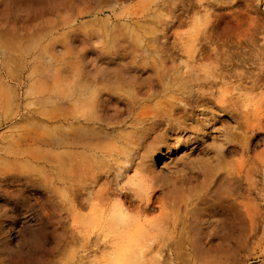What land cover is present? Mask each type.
Segmentation results:
<instances>
[{"label": "rangeland", "instance_id": "374dc122", "mask_svg": "<svg viewBox=\"0 0 264 264\" xmlns=\"http://www.w3.org/2000/svg\"><path fill=\"white\" fill-rule=\"evenodd\" d=\"M153 50L159 51L161 61ZM240 52L252 61L241 63ZM132 54L137 62L180 67L184 79L198 85L216 79L214 97L234 104L237 117L252 118L259 133L249 154L238 151L225 158L228 168L248 171L253 181L251 193L243 190L238 199L233 231L179 246L173 259L171 248L177 246L171 244L177 239L168 240V224L165 231L155 232L154 241H123L114 251L109 193L102 200L109 172L115 174L124 161L109 160V130L98 138L101 129L95 125L93 138L94 133L89 135V128L77 122L93 111L95 101L90 94H80V67L109 66V61L129 60ZM182 67L194 68L185 72ZM211 67L217 69L214 75ZM68 115L74 123L65 139L61 119ZM249 135L238 143H247ZM90 142L92 154L77 148ZM68 144L74 155L70 166L92 167L84 166L83 198L89 194L93 199L84 207L74 172L63 179ZM6 152L12 153L15 171H28L29 186L23 189L25 205L11 207L0 227V264H8L10 256L12 264L37 257L43 264H264V0H0V159ZM37 154L44 163L28 160ZM162 166L159 162L156 170L167 172ZM159 216L155 210L147 219ZM139 250L142 257L137 256Z\"/></svg>", "mask_w": 264, "mask_h": 264}, {"label": "bare ground", "instance_id": "6f19581e", "mask_svg": "<svg viewBox=\"0 0 264 264\" xmlns=\"http://www.w3.org/2000/svg\"><path fill=\"white\" fill-rule=\"evenodd\" d=\"M158 52L153 50L161 61L162 56ZM240 55L241 63L252 61L250 55L246 58L244 52ZM135 57L132 54L129 60L126 57L120 61H109V66L85 64L80 67V94H90L95 101L93 111L81 116L77 122L89 128V135L95 132L97 125L101 129L98 130L101 131L98 138H101L102 131L109 130V160L124 161L122 165L115 162L118 168L114 175L109 172V183L106 181L109 188L102 200L107 199L109 193V239L114 251L117 250L115 245L123 241L137 245L152 242L158 237L155 232L159 228L165 231L164 225L168 224L171 228L168 240L173 242L177 239L171 244L177 246L171 248L170 257L173 259L178 257L174 250L179 246L191 247L197 239L209 241L214 234L233 231V213L239 205L238 199L243 190L251 193L253 181L248 171L242 174L239 169L228 168L225 158L238 151L249 154L259 133H255L252 118L246 114L237 117L234 104L214 97L211 88L216 79L208 81L209 78L202 75L208 83L198 85L192 83V79H184V72L178 66L169 68L160 63L146 64L137 62ZM218 57L215 52L213 59ZM184 68L185 71L187 67ZM211 69V72L217 70ZM217 73L219 76L222 74ZM188 77L192 74L189 73ZM73 121L69 115L61 119L66 129L62 131L65 139L70 134L68 128ZM230 123L234 125L230 126ZM217 126L222 128L217 130ZM239 128H244V131L238 132ZM126 130L129 132L125 133ZM247 133L250 134L248 142L239 144ZM87 134L80 136L84 139ZM94 135L93 138L97 133ZM66 148L63 162L67 168L63 170V179L66 181L71 171L74 172L77 197L80 206L84 207L93 200L89 194L83 198L86 195L81 184L86 170L84 166L92 167L85 163L70 166L74 155L69 152L70 144ZM77 148H81L83 153L95 152L92 142ZM10 155L11 152H6L0 159V200H6L0 204V227L9 217L11 207L25 205L23 189L29 186L28 171H15ZM27 157L31 162L44 163L43 156L41 158L38 154ZM159 162H163L162 168L167 172L156 170ZM131 171L133 176H129ZM94 180L95 177L92 182ZM106 182L105 186L108 185ZM193 184V190L188 191ZM64 190L69 192L67 182ZM68 197L67 205L71 202ZM155 210L159 211V218L148 220L147 216ZM1 251L0 246V254ZM187 251L192 252V248ZM142 254L143 250H139L137 256L142 257ZM8 264H12L11 256ZM27 264L43 263L37 257Z\"/></svg>", "mask_w": 264, "mask_h": 264}]
</instances>
